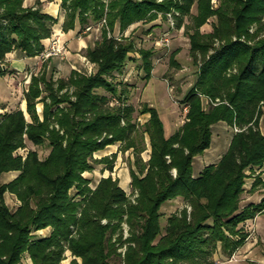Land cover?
Segmentation results:
<instances>
[{"label":"trees","instance_id":"16d2710c","mask_svg":"<svg viewBox=\"0 0 264 264\" xmlns=\"http://www.w3.org/2000/svg\"><path fill=\"white\" fill-rule=\"evenodd\" d=\"M106 3L62 0L66 31L75 27L78 15L83 24L89 12L95 21L107 16L102 38L87 51L96 71L73 70L68 78H57L45 64L32 75L25 94L29 118L20 107L0 114V179L4 172H17L13 180L0 182V264H61L68 251L76 257L71 264H79L78 258L82 264H114L113 257L121 264H217L219 249L231 257L245 245L248 233L241 224L264 208V200L241 204L246 168L264 164V0H221L217 8L211 0H198L190 39L194 59L202 63L183 101L187 120L170 137L157 109L148 103L141 113L150 118L143 130L138 126L135 107L116 81L136 41L109 31L117 25L125 31L136 22H151L172 9L189 15L195 0ZM37 5L0 0V75L8 71L10 52L37 56L44 50L43 40L53 34L58 19L43 12L40 0ZM211 16L217 17L213 31L202 34L200 28ZM182 23L181 16L178 25ZM152 54L144 49L140 55L149 77ZM204 97L211 101L209 109ZM221 122L238 131L220 160L195 176L194 158L211 146L213 128ZM146 133L152 145L148 161L142 157ZM29 142L50 145L49 155L42 159L38 150L18 154ZM119 142L122 151H134L135 202L112 176L92 188V179L84 175L95 163L106 162L112 170L116 155L98 160L95 154ZM7 193L21 201L15 210L6 202ZM178 197L192 210L182 208L163 225L162 206ZM124 223L129 226L127 238ZM48 227L49 235L36 233ZM124 245L122 259L119 249Z\"/></svg>","mask_w":264,"mask_h":264},{"label":"rangeland","instance_id":"374dc122","mask_svg":"<svg viewBox=\"0 0 264 264\" xmlns=\"http://www.w3.org/2000/svg\"><path fill=\"white\" fill-rule=\"evenodd\" d=\"M105 2H107L106 5L108 7L109 0H105ZM211 4L214 8H217L221 4V0H211ZM35 6L38 5L36 4ZM40 6L43 10V6ZM61 8L67 16V10L62 7V4ZM191 11V14L183 16L179 10L172 9L165 14L159 13V16L151 22H136L125 31H121L119 27H116L112 32L109 31V34L116 35L118 38L126 37L127 39L136 41L135 52L131 54L130 59L126 63L125 72L122 75L118 74L116 76V81L121 82L119 84V89L126 90L128 97L127 103L135 107L134 117L141 130L144 129V123L150 118V114L141 113L143 105L147 103L154 107V109H157L164 123L167 137L179 131L187 120L188 109H186L187 106L183 101L187 93L195 86L196 80L198 79V66L202 63L201 58L198 59L197 62L195 61L192 55V44L190 39V34L194 31L193 16L198 14V0H195ZM43 12L45 11L43 10ZM87 14L89 15L88 20L85 24L81 23V31L85 32L83 36L92 33L97 42L102 38L103 31L105 27H107V16L105 15L103 19L95 21L90 12ZM181 16L183 23L179 26L178 23ZM67 17L65 22L67 21ZM77 19L81 20V17L78 15ZM105 19L106 22L104 21ZM215 22H217V17L211 16L207 24H204L200 28L201 33L212 32ZM56 24H54V26ZM56 38L59 37L54 36L51 42ZM60 44L63 56L59 55L57 57L66 59L64 57L67 55V45L61 39ZM215 45L219 46L220 42L217 40ZM144 49L153 50L154 53L151 57L154 65L151 77L148 76L147 70L142 65L143 60L140 55L141 50ZM84 54L86 56L84 60L92 65L90 64L87 69L84 68V72L82 73H93L96 71V65L89 60L87 52ZM35 62L36 60L33 58L27 60V63L30 65H33ZM5 63L6 67H8V71L6 74L0 75V114L2 111L1 108H4V111H9V109L12 111L14 108L20 107L26 112L29 118L30 115L27 113L28 101L26 100L25 94L29 88L32 75L39 73L45 64H48L49 71L53 70V72H55L54 74L57 78L62 77L63 74L65 78L70 76L68 72L63 71L59 74V70L55 66V63H51L44 55L41 56L39 63L31 67L22 68L20 71L16 68L11 69L8 66V60ZM18 72H20L19 75L17 74ZM101 92L109 95L113 100H116L111 92L107 90H102ZM203 104L206 109H209L211 106L210 99L204 97ZM37 107L38 112L42 114V103H38ZM260 128L264 133V115L260 119ZM213 129L214 133L212 135L213 139L211 146L194 158L193 174L195 176L199 175L206 165L216 163L220 160L223 154L228 150L227 148L230 145L233 134L238 131L225 122L215 125ZM143 141L145 150L142 153V157L145 161H148L151 157L152 145L147 133ZM121 145L122 143L120 142L114 143L95 154V158L98 160L105 157L112 158V156L116 155V158H114V168L112 170L109 169L110 167L106 162L95 163V169L91 172H85L84 175L92 179L90 183L92 188H96L102 178L112 176L115 180L117 179L119 181L120 186L130 194L135 202L138 192L134 191L131 181V169L135 167V155L133 149L122 151ZM30 150H38L39 155L44 159L49 155L51 147L48 144L37 146L29 142L26 148L18 151V154L25 156ZM172 173L176 176L177 170L174 168ZM245 173V191L241 201L242 207H246L250 203H262L264 200V164L258 166L251 165L246 168ZM16 176L17 174L14 172H4L0 182H9ZM6 202L13 210L21 204L20 199L12 193L6 194ZM186 206H188L189 211L192 210V207L188 205L182 197L166 202L161 209L163 213L162 224L166 225L171 215L179 212ZM258 218L259 220H264V208L255 218L247 220V222L242 223L240 226L244 232L248 233L247 240L254 238L256 240L258 239V241L247 246L248 249H244L241 254L237 253L239 248L231 257L222 253L219 249L220 252L214 255L217 264H264V232L259 233V231H257L259 228ZM106 222L107 221L104 220L103 223ZM36 233L43 234L44 230ZM128 236L129 226L124 223V238ZM254 246H258V248L256 250H251ZM126 247L127 245H124L119 249V252L122 253V259L125 258ZM218 247L220 248V246ZM68 252H66V258L61 264H71L72 260L76 258L72 253L70 254ZM77 260L79 264H82L80 258ZM112 262L114 264H121L122 260L113 257Z\"/></svg>","mask_w":264,"mask_h":264},{"label":"crops","instance_id":"0c3cea01","mask_svg":"<svg viewBox=\"0 0 264 264\" xmlns=\"http://www.w3.org/2000/svg\"><path fill=\"white\" fill-rule=\"evenodd\" d=\"M43 6V10L52 15L53 17H56L58 19V23L53 28V34L51 37L46 38L43 40L44 44V50L41 52V54L33 57H29L23 52L19 50H13L7 55V60L9 61L8 66L12 68H16L17 70H21L22 68H27L34 66L35 64L39 63V60L41 56H43L44 51L48 49L49 45L51 44V39L54 38V36L59 37L63 42L67 45V55L64 57L66 59H61L57 56H52L50 58H47L51 63H55V66L59 70V74L63 72H68L70 75L73 70H78L81 72H84V68H89L91 63H87L84 58H86L85 54L89 48H92L96 45V38L94 35L88 34L84 35L81 31V21L79 19L76 20L75 27L73 29H70L68 31L64 30V24L66 20V13L62 10L61 4L62 0H40ZM37 4V0H25V5L27 7L29 6H35ZM116 27H119L117 25ZM35 59L36 62L33 65H30L27 63L28 59ZM11 61V62H10ZM92 65V64H91ZM50 66V65H49ZM18 75L20 72L17 73ZM64 77V74L62 75ZM16 109V108H14ZM13 109V110H14ZM1 114L8 112L4 111V108H1ZM7 110V109H6ZM10 111V109H9ZM17 174V172H14ZM258 230L259 233L264 232V220L258 218ZM51 229L48 227L47 229H44V234L50 233ZM258 239H248L244 246H242L238 250V254H241L244 249H248L247 246H250L252 243H256ZM258 246H254L251 248V250H256ZM72 253V252H68Z\"/></svg>","mask_w":264,"mask_h":264},{"label":"built area","instance_id":"2783aa9c","mask_svg":"<svg viewBox=\"0 0 264 264\" xmlns=\"http://www.w3.org/2000/svg\"><path fill=\"white\" fill-rule=\"evenodd\" d=\"M104 21L106 22V19ZM45 52L43 53V55L46 56L47 58H50L52 56H59V55L63 56L60 39L56 38L55 40H52L50 46L48 47V49H46Z\"/></svg>","mask_w":264,"mask_h":264}]
</instances>
